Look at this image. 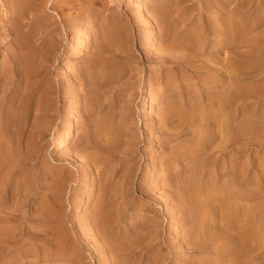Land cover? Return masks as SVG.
<instances>
[{"label":"rangeland","instance_id":"374dc122","mask_svg":"<svg viewBox=\"0 0 264 264\" xmlns=\"http://www.w3.org/2000/svg\"><path fill=\"white\" fill-rule=\"evenodd\" d=\"M99 1L57 0L68 23L30 36L42 16L0 5V264H264V0Z\"/></svg>","mask_w":264,"mask_h":264},{"label":"bare ground","instance_id":"6f19581e","mask_svg":"<svg viewBox=\"0 0 264 264\" xmlns=\"http://www.w3.org/2000/svg\"><path fill=\"white\" fill-rule=\"evenodd\" d=\"M77 1V0H76ZM99 1V0H98ZM125 1H127V0H123V2H125ZM177 1V0H176ZM216 1V3L215 4H217V6L219 7V8H224L225 6H227V5H225L226 3H228L229 2V0H215ZM68 2V1H67ZM81 2V1H80ZM100 2V1H99ZM0 5H1V7L3 6H7V8H8V11H7V14L8 15H6V17H8L7 19L9 20V22H10V26H15V27H17V28H21L22 29V27L23 28H26V25H25V23L23 22V20H25L24 19V16L25 15H28V14H30V15H32L33 16V18L35 17V16H37L38 17V15H40V16H42V18L40 19V21H34L33 20V23H32V25H31V23H29L30 25L29 26H27L28 27V30H25L24 29V32H23V30L21 31L20 29H18L19 30V34H22V33H24L25 35H28V36H30L31 34H33L35 31L37 32V31H43V32H45V33H51L52 32V30H54V27H52V26H54V24H55V21H54V19H55V17L53 16L54 14V12H56V16L58 17L59 16V20L60 21H64V23H65V25H66V23H68V19H66L64 16V12L62 13V11L64 10V8H65V6L63 7V6H58L57 5V0H4V1H0ZM93 3H94V1H93ZM95 3H96V1H95ZM177 3V2H176ZM206 5V4H205ZM83 7V6H82ZM138 7H139V10L140 11H142V4H140V2H139V4H138ZM227 8V7H226ZM66 9V8H65ZM96 9V8H95ZM178 10V9H177ZM219 10V9H218ZM6 11V10H5ZM96 11V10H95ZM98 11V10H97ZM96 11V12H97ZM139 11V12H140ZM229 11V10H228ZM72 12V11H71ZM94 10H93V8H92V2H90V4H88V6L86 7V14H90V15H92V16H95L94 15ZM227 13V12H226ZM142 14V13H141ZM219 14V13H218ZM229 14H230V12H229ZM1 15V14H0ZM164 15V14H163ZM69 16V15H68ZM82 16V15H81ZM1 17V16H0ZM26 17V16H25ZM30 17V16H29ZM39 18V17H38ZM37 18V19H38ZM77 18V17H76ZM159 18V17H158ZM170 18V17H169ZM36 19V18H35ZM78 19V18H77ZM157 19V18H156ZM57 21V20H56ZM149 21V20H148ZM175 21V20H174ZM255 21V20H254ZM59 22V21H58ZM165 22V21H164ZM113 23H114V21H113ZM232 23V22H231ZM28 24V23H27ZM108 24H109V22H108ZM112 24V23H111ZM239 24V23H238ZM250 24V23H249ZM151 25H153V24H151ZM57 26V25H56ZM115 26V25H114ZM117 26V25H116ZM109 27V26H108ZM112 27H113V25H112ZM256 27V26H255ZM251 28V27H250ZM253 28V27H252ZM27 29V28H26ZM112 29V28H111ZM111 29H108L107 28V30H109L108 31V34L106 35V38H107V40H112L113 39V35H117L118 34V31L116 30V29H114V31H112ZM171 29V28H170ZM249 29V28H248ZM18 30H16V31H18ZM247 30V29H246ZM42 32V33H43ZM122 32V31H121ZM41 33V34H42ZM45 33H43V35L45 34ZM103 33H105V32H103ZM218 33V32H217ZM220 33V32H219ZM218 33V34H219ZM221 35H224V39H225V42H226V44L227 45H230L231 43H232V35H233V32H232V28H231V26H230V24H229V21H227V20H223L222 21V28H221ZM16 34H17V32H16ZM18 34V39H17V47H18V57H17V59H16V63L20 66L22 63H23V61H26V59H24V57H25V55H28V54H26V49H28V47H30V46H28L27 44H28V42L26 43L25 41H24V39H22L21 37H22V35H19ZM46 34V35H47ZM89 34V33H88ZM193 34V33H192ZM51 35V34H50ZM244 35V34H243ZM17 35H15V37H16ZM49 36V35H48ZM119 36H121V34L119 35ZM148 41H149V43H151V44H154L156 41H157V38H158V33H157V30H156V28L154 27V26H151V28H150V30L148 31ZM234 36V35H233ZM248 36V35H247ZM26 37V36H25ZM53 37L54 36H52V38L51 39H49L48 38V40L46 41L45 40V42H42V40H41V42H42V44H39V46H38V48L37 47H34L35 49L37 48V50H43L42 48V46H44V50H43V58H41L40 59V61H39V66L41 67V68H44V65H45V63H46V61L48 60V58L49 57H52V56H49L50 54L52 55L53 54V52H51L52 50H54V47H53V43H54V39H53ZM88 37V36H87ZM8 39H9V35L6 33L4 36H2L1 37V40L2 41H4V42H8ZM31 38H29V40H30ZM33 39V38H32ZM47 39V38H46ZM117 39V38H116ZM36 40V39H35ZM57 40V39H56ZM234 40V39H233ZM113 41V40H112ZM238 41V40H237ZM34 42V41H33ZM40 42V41H39ZM38 42V43H39ZM40 42V43H41ZM184 42V41H183ZM187 42V41H186ZM35 43H36V41H35ZM113 43H114V41H113ZM168 43V42H167ZM193 43V42H192ZM15 44V43H14ZM31 44H32V42H31ZM45 44V45H44ZM119 44H120V41H119ZM175 44V43H174ZM189 44V43H188ZM36 44H34V46H35ZM55 45V44H54ZM186 45V44H185ZM190 45V44H189ZM193 45V44H192ZM244 45V44H243ZM96 46V45H95ZM191 46V45H190ZM238 46V45H237ZM253 46V45H252ZM111 47V46H110ZM172 47V46H171ZM175 47V46H174ZM231 47H232V45H231ZM230 47V48H231ZM115 48V47H114ZM178 48V47H177ZM16 49V48H15ZM32 50V49H31ZM124 50V49H123ZM172 50V49H171ZM231 50V49H230ZM119 51V50H118ZM121 51V50H120ZM259 51V50H258ZM30 52V51H29ZM28 52V53H29ZM115 52V51H114ZM237 52V51H236ZM260 52H261V50H260ZM262 52H264V51H262ZM33 53V52H32ZM123 53V52H122ZM235 53V52H234ZM256 53V52H255ZM259 53V52H258ZM115 54V53H114ZM239 54V53H238ZM244 54V53H243ZM242 53H241V55H243ZM254 54V53H253ZM252 54V55H253ZM40 55V54H39ZM117 55V54H116ZM119 55V54H118ZM128 55V54H127ZM172 55V54H171ZM175 55V54H174ZM237 55V54H236ZM244 55H246V54H244ZM254 55H256L257 56V54H254ZM49 56V57H48ZM98 56V55H97ZM115 56V55H114ZM233 56V55H232ZM239 56V55H238ZM249 56H250V53H249ZM29 57V56H28ZM33 57V56H32ZM101 57V56H100ZM243 57V56H242ZM92 58V57H91ZM255 58V57H254ZM30 59V58H29ZM238 59V58H237ZM96 59H94V61H95ZM224 60V59H223ZM235 60V59H234ZM250 60H251V58H250ZM256 60V59H255ZM89 61H91V60H89ZM175 61H176V59H175ZM35 62V61H34ZM33 62V63H34ZM214 63V62H213ZM252 63V62H251ZM24 64H27V65H29V66H31L32 65V63L28 60L27 61V63L25 62ZM36 64H38V63H36ZM238 64V63H237ZM262 64V63H261ZM23 65V64H22ZM88 65V64H87ZM99 65V64H98ZM247 65H250V63L249 64H247ZM254 65V64H253ZM256 65H257V63H256ZM38 66V67H39ZM89 66H90V68H92V69H96L97 67H99V66H97V64H96V62H93V63H89ZM27 67V66H26ZM32 67V66H31ZM246 67V66H245ZM244 67V68H245ZM251 67H252V65H251ZM257 67H259L258 65H257ZM101 68H103V67H101ZM213 68V67H212ZM253 68H255V66H253ZM45 69V68H44ZM43 69V71H38L37 72V75L38 76H40V77H43L44 78V76L46 75V73H47V71H45ZM243 69V68H242ZM251 69V68H250ZM250 69H249V72H250ZM213 70V69H212ZM247 69H245V71H246ZM260 70V69H259ZM99 70H97V72H98ZM253 72H254V69L252 70ZM238 72V71H237ZM255 72H257V71H255ZM254 72V73H255ZM85 73V72H84ZM206 73V72H205ZM253 73V74H254ZM87 74V73H86ZM99 74V73H98ZM207 74V73H206ZM247 74H249L248 72H247ZM251 74H252V72H251ZM253 74H252V76H253ZM260 74V73H259ZM24 75V74H23ZM64 75V74H63ZM256 74H254V76H255ZM251 76V75H250ZM251 76V77H252ZM258 76V75H257ZM70 77V76H69ZM100 77V76H99ZM98 77V78H99ZM249 77V76H248ZM256 77V76H255ZM106 78V77H105ZM226 78V77H225ZM84 79V78H83ZM245 79V78H244ZM55 81V80H54ZM256 85V84H255ZM41 87V86H40ZM42 88V87H41ZM262 89V88H261ZM262 90H264V89H262ZM51 91V90H50ZM219 91V90H218ZM247 91H249V90H247ZM244 92V91H243ZM249 93V92H248ZM241 94V93H240ZM225 95V94H224ZM223 96V95H222ZM251 96H252V94H251ZM220 97V96H219ZM224 97V96H223ZM226 97V96H225ZM226 99H227V97H226ZM211 100V99H210ZM234 100V99H233ZM40 101V100H39ZM191 101V100H190ZM149 101L146 99V100H144V102H143V104H142V106H141V110H143V109H145L146 107H148L149 106V103H148ZM223 103V102H222ZM54 104V103H53ZM178 104V103H177ZM188 105V104H187ZM201 105H203V104H201ZM216 105V104H215ZM172 106V105H171ZM165 107V106H164ZM189 107V106H188ZM83 108V107H82ZM213 109V108H212ZM171 110V109H170ZM168 110V111H165L164 112V114H165V116L163 115V118L164 119H166L165 117H166V115H167V117H170V120L172 121V119H171V117H174V116H176V117H178V118H180V116H178V115H180V112H178L177 113V111H175L174 112V110ZM140 111V110H139ZM28 113V112H27ZM47 113H48V110H47ZM144 113V112H143ZM207 113V112H206ZM205 113V114H206ZM41 114V113H40ZM46 115H48V114H46ZM182 115V114H181ZM198 115V114H197ZM209 115V114H208ZM223 115V114H222ZM221 116V115H220ZM195 117V116H194ZM201 117H202V115H201ZM215 117H216V115H215ZM47 118V117H46ZM177 118V119H178ZM182 118V117H181ZM213 118V117H212ZM222 118V117H221ZM183 119V118H182ZM191 119V118H190ZM206 119V118H205ZM41 120V119H40ZM228 120V119H227ZM166 121V120H165ZM186 121V120H185ZM191 121V120H190ZM189 121V122H190ZM195 121V120H194ZM142 122H143V119L141 120V124H142ZM220 123H221V121H219ZM231 122V121H230ZM168 123V122H167ZM237 123V122H236ZM165 124H166V122H165ZM185 124V123H184ZM211 126V125H210ZM199 127V126H198ZM233 127V126H232ZM256 127V126H255ZM212 128V127H211ZM210 128V129H211ZM225 128V129H224ZM224 128H223V126H222V129L223 130H221V133H222V137L221 136H218V137H221V139H223L221 142H223L224 143V147L225 146H227L226 144H228L227 142L229 141L228 139V123H227V126H224ZM63 129V128H62ZM202 129V128H201ZM191 130V129H190ZM229 130H230V128H229ZM215 131V130H214ZM234 131V130H233ZM257 132V131H256ZM167 133V132H166ZM178 134V133H177ZM209 134V133H208ZM90 135V134H89ZM202 135V134H201ZM200 135V136H201ZM195 136V135H194ZM103 137V136H102ZM193 137V136H192ZM110 138V137H109ZM189 138V137H188ZM194 138V137H193ZM69 139H70V134H69V131L68 130H65L64 131V133L58 138V142H57V145L58 146H65V144L69 141ZM191 139V138H190ZM203 139V138H202ZM227 139V140H226ZM205 140V139H204ZM202 141V140H201ZM205 142H207V141H205ZM214 142V141H213ZM186 143V142H185ZM220 143V142H219ZM209 144V143H208ZM201 146V145H200ZM199 145H198V147H200ZM231 146V145H230ZM93 147V146H92ZM64 148V147H63ZM192 148V147H191ZM212 148V147H211ZM60 149V148H59ZM193 149V148H192ZM200 149V148H199ZM205 149V148H204ZM97 150V149H96ZM222 150V149H221ZM189 151V150H188ZM185 153V152H184ZM87 155V154H86ZM101 155V154H100ZM94 157V156H93ZM190 174V173H189ZM195 176V175H194ZM197 176V175H196ZM187 178H189V177H187ZM207 179V178H206ZM190 180V179H189ZM192 181H193V178H192ZM199 182V181H198ZM197 182V183H198ZM209 182V181H208ZM193 184H194V182H192ZM199 183H201V182H199ZM210 183V182H209ZM222 183V182H221ZM225 184V183H224ZM202 185V184H201ZM62 186V185H61ZM196 186H197V184H196ZM195 185H192V191H193V193H197V194H201V193H198L199 191H198V189H197V187H196ZM214 186V185H213ZM60 187V186H59ZM206 187V186H205ZM210 187V186H209ZM225 187V186H224ZM228 186H226V188H227ZM232 187V186H231ZM207 188V187H206ZM216 188V187H215ZM214 188V189H215ZM207 189H209V188H207ZM231 189V188H230ZM227 190V189H226ZM257 190V189H256ZM202 191V190H201ZM211 192V191H210ZM215 192H216V190H215ZM218 192V191H217ZM229 192V191H228ZM230 192H231V190H230ZM240 192V191H239ZM204 193V192H203ZM224 193V192H223ZM232 193V192H231ZM255 193V192H254ZM205 194V193H204ZM203 194V195H204ZM256 194V193H255ZM194 195V194H193ZM196 195V194H195ZM198 195V196H199ZM207 195V194H206ZM227 195H228V193H227ZM192 196V195H191ZM222 196V195H221ZM196 197H197V195H196ZM200 197H201V195H200ZM204 197V196H203ZM214 197V196H213ZM235 197H236V195H235ZM248 197V196H247ZM252 197V196H251ZM205 198H207V197H205ZM215 198V197H214ZM218 198V197H217ZM223 198V197H222ZM257 198V197H256ZM197 199H198V197H197ZM200 199H202V198H200ZM209 199V198H208ZM212 199V198H211ZM202 200H204V198L202 199ZM206 200V199H205ZM216 200V199H215ZM208 202V201H207ZM229 202V201H228ZM235 202V201H234ZM210 203H211V201H210ZM209 203V204H210ZM193 204V203H192ZM219 204V203H218ZM230 204V203H229ZM262 205V204H261ZM203 206V205H202ZM206 206V205H205ZM226 206V205H225ZM236 206V205H235ZM258 206V205H257ZM197 207V206H196ZM214 207V206H213ZM209 208V207H208ZM238 208H239V206H238ZM250 208V207H249ZM193 209V208H192ZM196 210V209H195ZM238 210V209H237ZM244 210V209H243ZM211 211V210H210ZM259 211V210H258ZM202 212V211H201ZM241 212V211H240ZM245 212V211H244ZM204 213V212H203ZM208 213V212H207ZM234 213V212H233ZM243 213V212H242ZM100 214H102V213H100ZM218 214V213H217ZM253 214H255V213H253ZM205 215V214H204ZM250 215H251V213H250ZM105 216V215H104ZM202 216V215H201ZM234 216V215H233ZM248 216V215H247ZM204 217V216H203ZM207 217L209 218V216L207 215ZM206 217V218H207ZM221 217V216H220ZM244 217V216H243ZM259 217H261V216H259ZM98 218V217H97ZM113 218V217H112ZM235 218V217H234ZM255 218V217H254ZM199 219V218H198ZM248 219V218H247ZM251 219V218H250ZM259 219V218H258ZM204 220V219H203ZM240 220H242V219H240ZM254 220V219H253ZM257 220V219H256ZM195 221V220H194ZM251 221V220H250ZM262 221V220H261ZM196 222V221H195ZM208 222V221H207ZM207 222H206V224H207ZM251 222H253V221H251ZM256 223V222H255ZM102 224V223H101ZM173 224V223H172ZM202 224H204V223H202ZM258 224V223H257ZM210 225V224H209ZM259 225V224H258ZM261 226V225H260ZM171 227V226H170ZM215 228V227H214ZM251 228V227H250ZM205 229V228H204ZM209 229V228H208ZM252 229V228H251ZM262 229V228H261ZM260 229V230H261ZM197 230V229H196ZM195 230V231H196ZM200 230H202V228L200 229ZM199 230V231H200ZM206 230V229H205ZM174 231V230H173ZM190 232H192L191 230H189ZM188 231V232H189ZM210 231V230H209ZM202 232V231H201ZM246 232V231H245ZM262 232H264V231H262ZM193 233H195V232H193ZM197 233V232H196ZM196 233H195V235H196ZM209 233V232H208ZM213 233V232H212ZM207 234V233H206ZM233 234V233H232ZM259 234V233H258ZM202 235V234H201ZM205 235V234H204ZM212 235V234H211ZM215 235V234H214ZM189 236V235H188ZM205 236H207V235H205ZM233 236V235H232ZM258 236V235H257ZM202 237H204V236H202ZM236 237V236H235ZM104 238V237H103ZM189 238H191V236H189ZM208 239H209V237H207ZM206 238V239H207ZM213 238V237H212ZM252 238V237H251ZM205 239V238H204ZM234 239V238H233ZM257 239H258V237H257ZM210 240V239H209ZM195 241H197L196 243H198V241H200L199 239L197 240H195ZM206 241V240H205ZM257 241V240H256ZM188 243H189V241H187ZM192 242V241H191ZM190 242V243H191ZM206 242H208V243H206V244H208L209 245V243H210V241H206ZM214 242V241H213ZM212 242V243H213ZM219 242V241H218ZM226 242V241H225ZM259 242V241H258ZM200 243H202V240H201V242ZM211 243V244H212ZM237 243V242H236ZM246 243H247V241H246ZM187 244V243H186ZM221 244H222V242H221ZM259 244H260V242H259ZM111 245V244H110ZM189 245V244H188ZM196 245H198V244H196ZM204 245V244H203ZM207 245V246H208ZM245 245V244H244ZM254 245H255V243H254ZM261 245V244H260ZM259 245V246H260ZM118 246V245H117ZM212 246V248H210V250H212L213 249V251L214 252H216V248H215V244H214V247H213V245H211ZM211 246H209V247H211ZM216 246H218L217 244H216ZM221 246H223V245H221ZM234 246V245H233ZM257 246H258V244H257ZM191 247V246H190ZM203 247V246H202ZM205 247H206V245H205ZM225 247V246H224ZM229 247V246H228ZM193 248H194V245H193ZM196 248V247H195ZM198 248V247H197ZM215 248V249H214ZM248 248V247H247ZM250 248V247H249ZM204 249V248H203ZM221 249V248H220ZM236 249V248H235ZM246 249V248H245ZM119 250V249H118ZM223 250V249H222ZM232 250V249H231ZM115 251V250H114ZM198 251H199V249H198ZM221 251V250H220ZM257 251V250H256ZM259 251V250H258ZM210 252V251H209ZM208 252V253H209ZM226 252V251H225ZM228 252V251H227ZM230 252V251H229ZM261 252H262V250H261ZM211 253H213L212 251H211ZM218 253V252H217ZM223 253H224V250H223ZM258 253H260V252H258ZM205 254V253H204ZM221 254H222V252H221ZM221 254H219V255H217V256H220ZM228 254V253H227ZM206 255V254H205ZM209 255H211V254H209ZM231 255V254H230ZM247 255V254H246ZM259 256H261L260 254H258ZM208 256V255H207ZM216 256V255H215ZM209 258H211L212 259V257L210 256ZM248 258V257H247ZM214 259V258H213ZM232 259V258H231ZM241 259V258H240ZM210 261H212V260H210ZM239 261V260H238ZM229 262V261H228ZM230 262H231V260H230ZM212 263V262H211ZM224 263V262H223ZM243 263V262H242ZM199 264H200V262H199ZM213 264H214V262H213Z\"/></svg>","mask_w":264,"mask_h":264}]
</instances>
